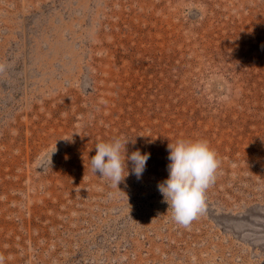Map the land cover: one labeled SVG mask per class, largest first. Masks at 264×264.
<instances>
[{"label":"rangeland","instance_id":"rangeland-1","mask_svg":"<svg viewBox=\"0 0 264 264\" xmlns=\"http://www.w3.org/2000/svg\"><path fill=\"white\" fill-rule=\"evenodd\" d=\"M118 137L150 158L117 187ZM178 139L220 161L187 227ZM0 264H264V0H0Z\"/></svg>","mask_w":264,"mask_h":264},{"label":"clouds","instance_id":"clouds-1","mask_svg":"<svg viewBox=\"0 0 264 264\" xmlns=\"http://www.w3.org/2000/svg\"><path fill=\"white\" fill-rule=\"evenodd\" d=\"M129 141L118 137L98 142L95 155L91 157L92 171L118 187L130 174L128 165L131 162V173L141 178L150 153L137 149L128 155L126 146ZM167 147L169 175L158 184V189L175 222L187 227L203 211L206 191L215 180L220 161L205 140L178 139ZM125 167L127 175L124 174Z\"/></svg>","mask_w":264,"mask_h":264},{"label":"built area","instance_id":"built-area-1","mask_svg":"<svg viewBox=\"0 0 264 264\" xmlns=\"http://www.w3.org/2000/svg\"><path fill=\"white\" fill-rule=\"evenodd\" d=\"M134 256V255H133Z\"/></svg>","mask_w":264,"mask_h":264}]
</instances>
